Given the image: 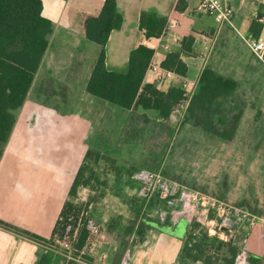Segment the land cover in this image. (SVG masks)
Listing matches in <instances>:
<instances>
[{
    "label": "crops",
    "instance_id": "0c3cea01",
    "mask_svg": "<svg viewBox=\"0 0 264 264\" xmlns=\"http://www.w3.org/2000/svg\"><path fill=\"white\" fill-rule=\"evenodd\" d=\"M200 1L115 0L121 23L108 36L105 68L109 72L126 73L129 54L138 45L152 49L151 61L161 66L165 55L179 50L183 40L191 36L190 52L181 55L187 67L185 76L174 73L159 81L156 74L145 72L143 80V85H153L162 92L182 90L185 84L194 83L190 104L198 91L203 69L209 66L218 74L208 61L217 52H221L222 58L235 59L237 65L229 67L227 75L225 72L220 75L234 83L232 90L219 99L224 118L219 137L230 141L239 130L245 104L244 94L239 92L238 76L243 77L248 93L261 84L256 77L260 68L254 65L256 58L243 38H264V0H229L232 25L220 24L199 11ZM41 2L42 15L52 22L53 31L26 99L16 112L0 159V222L11 227L0 225V264L49 262L50 256L38 242L52 236L73 180L88 153L121 152L126 140L139 138L140 131L150 132L152 137H170L180 117L173 109L182 98L176 103L167 101L171 108L162 113L142 107L125 110L86 92L99 46L85 38L84 29L96 18L104 0ZM146 12L166 19L173 15L180 23L162 36L147 40L139 30L140 16ZM137 146L132 143V148ZM139 169L144 168L137 166L132 173ZM130 180L137 191L131 175ZM103 200L116 202L117 197L110 193ZM109 226L108 223L105 229L100 228V237L85 251V257L92 260L91 263L86 260L89 264H119L127 249L130 264H181L179 257L188 233L182 220L168 227L153 218L144 226L142 238L132 233L125 246L110 239ZM262 232L243 229L236 235L243 238L241 244L257 258L255 264L264 258V244L261 253L251 249L261 239Z\"/></svg>",
    "mask_w": 264,
    "mask_h": 264
},
{
    "label": "trees",
    "instance_id": "16d2710c",
    "mask_svg": "<svg viewBox=\"0 0 264 264\" xmlns=\"http://www.w3.org/2000/svg\"><path fill=\"white\" fill-rule=\"evenodd\" d=\"M120 23L121 17L116 10L115 0H104L96 18L84 29L85 38L99 46L98 57L87 82L86 92L95 98L125 110L132 107H142L143 109L167 113L171 108L170 105H167V101L176 103L182 98L183 91L173 88L167 92H162L153 85H143L146 69L154 53L152 49L145 45H138L131 50L128 70L124 74L106 70L104 63L105 45L110 32L119 27ZM166 23V18L159 17L155 13H142L139 30L147 40L158 38L161 36ZM52 31V22L42 15L41 0H0V159L13 129L16 112L26 99L48 47ZM192 43L193 38L191 36L185 38L179 50L165 55L161 68L172 71L176 75L185 76L187 67L182 61L181 55L190 52ZM233 87L232 81L221 77L209 66H206L198 81V91L188 104L187 112L198 122L200 121L207 130H211L212 124L211 120L209 121V115L217 110L214 104H218L221 95L231 91ZM204 118H208V121H203ZM234 127V125L231 127L229 133L232 134L231 130ZM88 156L89 153L86 158ZM83 169L84 166L76 174L69 195L75 194L77 188L82 185L80 180ZM140 201L142 213L144 201L142 199ZM158 202L157 197L153 198L147 209ZM75 210L76 208L67 200L53 233L64 228L71 212L74 213L75 217L77 216ZM142 217V222L136 225V222L132 223L123 232L126 234L134 233L141 239L144 226L153 219L146 215ZM160 224L170 227L168 222H160ZM0 225L8 229L11 228L3 222H0ZM123 234L121 237L124 236ZM87 235L88 233L82 225L78 230L77 241L74 245L78 251L85 246ZM240 244L241 240L238 236L227 243L209 237L194 223L184 237L179 260L181 264L197 262L217 264L220 261L221 264H233ZM220 255L222 259L219 258ZM84 259L89 263L92 261L88 257H84ZM251 261L252 264H255L258 260L256 257H252Z\"/></svg>",
    "mask_w": 264,
    "mask_h": 264
},
{
    "label": "rangeland",
    "instance_id": "374dc122",
    "mask_svg": "<svg viewBox=\"0 0 264 264\" xmlns=\"http://www.w3.org/2000/svg\"><path fill=\"white\" fill-rule=\"evenodd\" d=\"M253 60L254 65L260 68L256 77L261 80V84L254 88V94L248 93L245 91L248 88L243 77L238 76L239 92L244 94L242 98L245 104L239 130L232 140L219 137L224 118L218 102L214 106L217 110L209 115L211 130H207L192 117L186 108L170 137L162 139L152 137L150 132L140 131L139 138L125 141L121 152L89 155L82 165V185L75 194L68 195V202L77 211L76 217L71 212L69 223L78 230L87 219L93 220L102 230L109 223L110 239L118 244L121 241V246H125L130 234L123 230L132 223L139 224L143 219L141 201L130 180L137 166L152 171L159 169L170 180L228 204L244 207L264 219V69ZM208 62L219 75L224 72L227 75L229 67L237 65L235 59L222 58L221 52H217L212 61ZM206 120L208 118L203 119ZM132 143L139 146L134 149ZM110 193L117 197L116 202L103 200ZM119 230L122 233L118 234ZM121 234L124 236L121 237ZM261 236L251 248L258 253H261L264 244V231ZM47 255L50 256L49 262L60 264L59 258H53L50 253ZM219 258L222 259V256Z\"/></svg>",
    "mask_w": 264,
    "mask_h": 264
},
{
    "label": "built area",
    "instance_id": "2783aa9c",
    "mask_svg": "<svg viewBox=\"0 0 264 264\" xmlns=\"http://www.w3.org/2000/svg\"><path fill=\"white\" fill-rule=\"evenodd\" d=\"M198 10L214 18L220 24L232 25L233 9L229 0H201ZM180 23V19L169 16L161 36ZM252 55L264 67V38H243ZM146 72L154 73L159 81L170 78L174 72L165 70L157 63L150 61ZM194 90V83L182 87V100L175 107L180 114L188 107L189 98ZM137 184V195L144 201L142 216L157 218L159 222H168L172 227L180 220L186 225L187 232L192 224H197L209 237L227 243L241 230L260 229L264 231V219L251 213L246 208L228 204L214 196L192 189L186 185L164 177L160 171L139 169L131 174ZM157 197L159 202L147 209L149 202ZM44 241L38 242L45 253L59 258L60 264H89L85 251L92 247L100 237V227L91 219L83 225L88 233L85 246L78 251L74 245L77 241L78 228L69 223ZM129 249L122 254L119 264H130ZM252 256L243 244H240L233 264H252ZM47 264H56L53 261ZM258 264H264V258Z\"/></svg>",
    "mask_w": 264,
    "mask_h": 264
}]
</instances>
